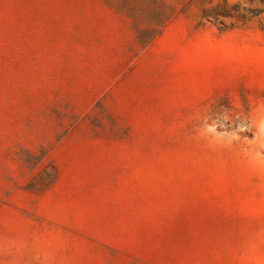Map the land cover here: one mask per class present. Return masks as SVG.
Segmentation results:
<instances>
[{
    "label": "rangeland",
    "instance_id": "1",
    "mask_svg": "<svg viewBox=\"0 0 264 264\" xmlns=\"http://www.w3.org/2000/svg\"><path fill=\"white\" fill-rule=\"evenodd\" d=\"M0 264H264V0H0Z\"/></svg>",
    "mask_w": 264,
    "mask_h": 264
},
{
    "label": "trees",
    "instance_id": "2",
    "mask_svg": "<svg viewBox=\"0 0 264 264\" xmlns=\"http://www.w3.org/2000/svg\"><path fill=\"white\" fill-rule=\"evenodd\" d=\"M142 38L144 41H148V39L151 38V34H144V35H142Z\"/></svg>",
    "mask_w": 264,
    "mask_h": 264
}]
</instances>
